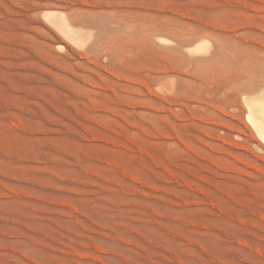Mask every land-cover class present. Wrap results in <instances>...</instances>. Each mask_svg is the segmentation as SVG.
<instances>
[{
  "label": "rangeland",
  "instance_id": "rangeland-1",
  "mask_svg": "<svg viewBox=\"0 0 264 264\" xmlns=\"http://www.w3.org/2000/svg\"><path fill=\"white\" fill-rule=\"evenodd\" d=\"M48 8L103 49L65 41ZM155 24L170 53L145 40ZM197 36L210 54H189ZM262 77L264 0H0V264H264L241 99Z\"/></svg>",
  "mask_w": 264,
  "mask_h": 264
},
{
  "label": "bare ground",
  "instance_id": "bare-ground-1",
  "mask_svg": "<svg viewBox=\"0 0 264 264\" xmlns=\"http://www.w3.org/2000/svg\"><path fill=\"white\" fill-rule=\"evenodd\" d=\"M111 15V14H110ZM113 15V14H112ZM43 16H44V18L48 21V23H50L52 26H53V28H55V30L56 31H58L59 33H61L63 36H64V38H65V41L67 40V41H69L71 44H73V45H75V46H77V47H79V48H81V49H83L84 51H92V50H95V49H97L96 51H101L102 49H103V47H101L102 45H98L97 46V44H99V42H100V39L99 38H97L96 36L98 35H95V30L94 29H92V28H90V27H88V26H85V25H78L73 19H71L70 17H69V14H67L66 12H64V11H60V10H53L52 8L51 9H47V10H44L43 11ZM109 16V15H108ZM113 16H115L116 17V15H113ZM112 16V17H113ZM109 17H111V16H109ZM120 16L118 15V18H119ZM117 18V17H116ZM109 19V18H108ZM113 19H114V17H113ZM112 19V20H113ZM120 19V18H119ZM105 20V29L107 30V31H113L114 32V34H116L115 32H121V33H123V34H121L120 36H118V37H116V42H117V45H118V48L120 49L121 47H123V46H125V48L127 47L126 45H125V43L126 42H128V45L130 44L129 42H133V41H131V40H133V39H135L134 38V36L136 35V34H138V31L136 30V28H130L129 30L120 22V21H115V23L114 24H112L113 22H112V20H110V21H107L106 19H104ZM112 22V23H111ZM144 23V22H143ZM156 23V22H155ZM157 24V23H156ZM156 24H155V26H151V28L149 27V28H147V30L146 29H144V30H146V32L145 33H143L145 36H146V38L147 39H145V37H144V39L145 40H149L151 43H153V44H149V47H150V45H152V46H157L158 44H160L161 45V47L160 46H158L161 50H163L164 52H167V53H170V48H169V45H171V41L168 39V38H166V35L168 34V33H166V32H164V31H162L161 32V29H160V31H159V29H157L156 27ZM167 24V23H166ZM149 25V24H148ZM165 25V24H164ZM131 26V25H130ZM135 26H137V25H135ZM134 26V27H135ZM51 27V26H50ZM162 27V26H161ZM164 28H166L167 26L165 25V26H163ZM160 28V27H159ZM170 28V27H169ZM163 29V28H162ZM94 30V31H93ZM143 30V31H144ZM164 30V29H163ZM166 30V29H165ZM168 30V29H167ZM97 32V31H96ZM108 33H110V32H108ZM168 36V35H167ZM112 37V36H111ZM175 38V37H174ZM197 39H199V41H198V43H196L195 44V46L194 47H192V48H188L187 49V51L189 52V54H191V55H200V54H210L209 52L211 51V48H212V46H213V44L208 40V39H206L205 37L203 38V37H196ZM63 39V38H62ZM142 39V38H141ZM141 39H139L138 38V42H139V40H141ZM193 39V38H192ZM195 39V38H194ZM193 39V40H194ZM172 40V39H171ZM143 41V40H142ZM141 41V42H142ZM136 42V39H135V41L133 42L134 44H137V43H135ZM194 42V41H193ZM70 43H68V44H70ZM147 43V42H146ZM149 43V42H148ZM214 43V42H213ZM133 44V45H134ZM142 45H143V42L141 43ZM98 48H97V47ZM107 46V45H106ZM130 46V45H129ZM151 46V47H152ZM190 46V45H189ZM57 47H60V48H65V46L64 45H60V46H57ZM117 47V46H116ZM132 48H130V49H132L133 50V46H131ZM140 47V46H139ZM143 47H144V45H143ZM151 47H150V49H151ZM124 48V49H125ZM128 49H129V47H127ZM144 48H146V46L144 47ZM155 48V47H154ZM118 49V50H119ZM147 49H149V48H147ZM149 49V50H150ZM153 49V48H152ZM158 49V48H157ZM60 50V49H59ZM82 50V51H83ZM116 49H114V51H115ZM117 50V51H118ZM140 50V49H139ZM155 50V49H154ZM116 51V52H117ZM127 51V50H126ZM126 51H124V53L126 52ZM136 51H137V49H136ZM136 51H134V52H136ZM141 51V50H140ZM156 51V50H155ZM155 51H153L152 50V52H155ZM116 52H115V54H116ZM129 52V51H128ZM138 52V51H137ZM159 52V51H158ZM157 52V53H158ZM162 52V51H161ZM161 52H159L158 54H160ZM222 53H224L223 51H221ZM120 53V52H119ZM123 53V54H124ZM130 53H131V51H130ZM133 53V52H132ZM139 53V52H138ZM137 53V54H138ZM180 53V52H179ZM212 53V52H211ZM121 54V53H120ZM163 54H166V53H163ZM185 54V53H184ZM214 54V53H213ZM216 54V53H215ZM129 55V54H128ZM133 55V54H132ZM123 55H121V57H122ZM126 55H124L123 57H125ZM165 57H166V55H164ZM198 57V56H197ZM211 57V56H210ZM209 57V58H210ZM185 58H186V56H185ZM196 58V57H195ZM195 58H193V59H195ZM199 58V57H198ZM203 58V57H202ZM202 58H200V59H202ZM205 58H207V57H205ZM184 59V58H183ZM197 60V59H195V60H197V61H201V60ZM220 59V58H219ZM167 60H168V57H167ZM203 60H204V58H203ZM212 60V59H211ZM169 61H170V59H169ZM208 60L206 59V61L204 60V62H207ZM218 61V60H217ZM220 61V60H219ZM261 61V60H260ZM171 62V61H170ZM184 62V61H183ZM191 62V61H190ZM203 62V63H204ZM211 62V61H210ZM187 63V62H186ZM201 63H202V61H201ZM207 64V63H206ZM206 64H205V66H206ZM260 64H262V63H260ZM167 65V64H166ZM203 65V64H202ZM204 66V65H203ZM255 67H256V65H255ZM204 69H205V67H204ZM256 69H259V67L258 68H256ZM248 72V71H247ZM254 72V71H253ZM256 72H258V71H256ZM260 72V71H259ZM258 72V73H259ZM168 73V72H167ZM162 75V74H161ZM166 75H168L167 77H166ZM173 75V74H172ZM256 76V75H255ZM160 77V76H159ZM158 77V78H159ZM165 77H166V80L165 81H161V82H159V87L161 88V89H163V90H167V91H171L172 93L173 92H175L176 90H175V78H173L172 76H171V74L169 75V74H166L165 73V76H164V79H165ZM263 78V77H262ZM264 79V78H263ZM160 80V79H159ZM242 80V79H241ZM158 82V81H157ZM243 82H244V80H243ZM247 82H248V79H247ZM240 83V82H239ZM155 84V83H154ZM236 84V83H235ZM243 83H241V86L243 87V85H242ZM199 85V84H198ZM253 86H254V84H252ZM256 85V84H255ZM236 86H237V84H236ZM240 86V85H239ZM241 87V88H242ZM158 88V87H157ZM238 88H240V87H238ZM257 88V87H256ZM162 91V90H161ZM165 92V91H164ZM168 93V92H167ZM170 94V93H169ZM242 95H243V98L241 97V99H242V101H243V111H244V115L246 116V119H247V125L245 126V127H247V126H249L250 128H251V130L254 132V134H255V132L257 133V135H258V137L256 138V139H253V141H252V150L254 149L257 153H258V155H259V153H261L260 152V150L262 149V150H264V89H262V90H260V91H258V93H256V94H252V95H250V94H247L246 92H244V93H242ZM239 98V97H238ZM236 119V118H235ZM243 122V121H242ZM249 130V129H248ZM251 132V131H250ZM252 134V133H251ZM256 135V134H255Z\"/></svg>",
  "mask_w": 264,
  "mask_h": 264
}]
</instances>
